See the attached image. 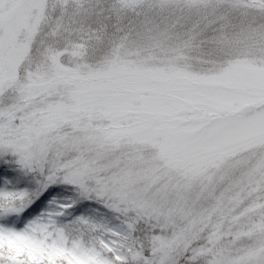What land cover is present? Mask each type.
<instances>
[{
	"label": "snow or ice",
	"instance_id": "snow-or-ice-1",
	"mask_svg": "<svg viewBox=\"0 0 264 264\" xmlns=\"http://www.w3.org/2000/svg\"><path fill=\"white\" fill-rule=\"evenodd\" d=\"M0 155V264H264V0H0Z\"/></svg>",
	"mask_w": 264,
	"mask_h": 264
},
{
	"label": "trees",
	"instance_id": "trees-1",
	"mask_svg": "<svg viewBox=\"0 0 264 264\" xmlns=\"http://www.w3.org/2000/svg\"><path fill=\"white\" fill-rule=\"evenodd\" d=\"M11 159L10 156H0V161H6ZM9 171L15 172L17 174V181L19 183V186L21 187H28L31 183H34V178L31 176L25 175L21 172V170L18 169L17 166L12 165V167L9 168ZM9 178L5 177L4 180L7 181Z\"/></svg>",
	"mask_w": 264,
	"mask_h": 264
},
{
	"label": "rangeland",
	"instance_id": "rangeland-1",
	"mask_svg": "<svg viewBox=\"0 0 264 264\" xmlns=\"http://www.w3.org/2000/svg\"><path fill=\"white\" fill-rule=\"evenodd\" d=\"M0 156H2V157H3V156H5V155H0Z\"/></svg>",
	"mask_w": 264,
	"mask_h": 264
}]
</instances>
